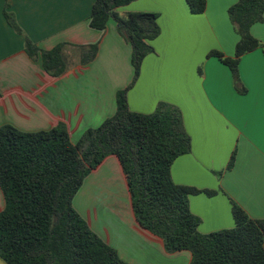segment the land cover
Returning <instances> with one entry per match:
<instances>
[{
  "label": "crops",
  "instance_id": "crops-1",
  "mask_svg": "<svg viewBox=\"0 0 264 264\" xmlns=\"http://www.w3.org/2000/svg\"><path fill=\"white\" fill-rule=\"evenodd\" d=\"M236 1L206 0L201 14L190 13L185 0H134L116 8L120 15L158 14L160 33L150 41L154 51L144 57L127 90V105L143 114L159 101L179 108L190 151L173 160L170 174L175 184L215 192L188 197L203 234L234 226L232 203L264 220V17L250 28L261 46L238 62L244 93L236 90L225 64L207 57L211 50L234 56L239 36L227 10ZM93 2L0 0V126L33 132L63 123L75 143L86 129L115 113L116 93L132 80L131 46L113 19L103 30L90 27ZM5 9L21 32L8 24ZM26 38L45 50L65 43V72L48 74L40 59L25 52ZM91 44L97 45L95 57L81 64L80 46ZM72 205L88 228L129 264L190 263L189 251L166 252L162 239L139 225L115 155L88 173ZM3 207L0 190V211ZM0 264L6 263L0 258Z\"/></svg>",
  "mask_w": 264,
  "mask_h": 264
},
{
  "label": "trees",
  "instance_id": "trees-1",
  "mask_svg": "<svg viewBox=\"0 0 264 264\" xmlns=\"http://www.w3.org/2000/svg\"><path fill=\"white\" fill-rule=\"evenodd\" d=\"M134 0H94L91 28L103 30L109 19L131 46L133 75L130 84L116 93L115 113L99 126L86 129L72 143L63 123L49 130L20 131L11 124L0 126V258L6 264H129L87 226L73 208L72 200L84 178L106 156L115 155L125 175L134 216L140 226L162 239L166 252L187 250L189 264H264V220L253 219L232 203L234 226L200 233V219L189 209L188 197L211 190L175 184L170 167L173 160L190 151L179 108L159 101L148 114L128 108L126 93L137 79L141 63L154 51L150 41L160 28L155 12H129L116 8ZM192 14H201L206 0H185ZM228 17L239 40L233 57L216 50L207 57L218 58L231 71L236 90L245 92L238 62L261 46L250 33L264 17V0H237ZM8 24L21 32L11 12H3ZM65 43L45 50L26 38L24 50L40 59L52 76L66 70L62 55ZM80 63L87 64L97 45L80 46ZM200 71V69H199ZM232 153L227 167L232 165Z\"/></svg>",
  "mask_w": 264,
  "mask_h": 264
}]
</instances>
